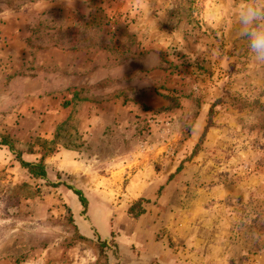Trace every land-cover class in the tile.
<instances>
[{
	"label": "rangeland",
	"instance_id": "rangeland-1",
	"mask_svg": "<svg viewBox=\"0 0 264 264\" xmlns=\"http://www.w3.org/2000/svg\"><path fill=\"white\" fill-rule=\"evenodd\" d=\"M241 3L0 0V137L87 203L0 146V264H264Z\"/></svg>",
	"mask_w": 264,
	"mask_h": 264
},
{
	"label": "clouds",
	"instance_id": "clouds-1",
	"mask_svg": "<svg viewBox=\"0 0 264 264\" xmlns=\"http://www.w3.org/2000/svg\"><path fill=\"white\" fill-rule=\"evenodd\" d=\"M238 20L254 61L264 63V5L258 6V0H242Z\"/></svg>",
	"mask_w": 264,
	"mask_h": 264
},
{
	"label": "trees",
	"instance_id": "trees-1",
	"mask_svg": "<svg viewBox=\"0 0 264 264\" xmlns=\"http://www.w3.org/2000/svg\"><path fill=\"white\" fill-rule=\"evenodd\" d=\"M213 112L212 109H210L209 111V114L211 115ZM210 124H207L206 126V130L209 128ZM0 146H3V147H7L8 150L10 151V153H12V155H14L16 161L19 163V165L26 169L29 173V175L34 178V179H40V180H43L48 186L50 187H54V188H57L59 186H64L66 187L67 189L71 190L74 195H76L80 205L82 206L83 208V211H82V214L84 213L85 209H86V199L85 197L83 196V194L81 193V191L75 189L74 187H72L71 185H68L60 180H57V181H51L49 179V173L45 167V164H44V161H43V158L41 157V159L39 161H35V162H27L25 160H23L21 158V154L20 152L16 151L14 149V146L12 145L11 141L8 139V137H4V136H1L0 137ZM144 199H138L136 202L133 203V205H131L128 209H127V214L129 217L131 218H138L140 217L142 214H144L145 210L141 207H139L141 204V202L143 201ZM139 207V209L135 210L136 207ZM103 246H107V242L106 241H103L101 243Z\"/></svg>",
	"mask_w": 264,
	"mask_h": 264
},
{
	"label": "crops",
	"instance_id": "crops-1",
	"mask_svg": "<svg viewBox=\"0 0 264 264\" xmlns=\"http://www.w3.org/2000/svg\"><path fill=\"white\" fill-rule=\"evenodd\" d=\"M173 257H175L174 255H172ZM173 264H175L174 262H173Z\"/></svg>",
	"mask_w": 264,
	"mask_h": 264
}]
</instances>
